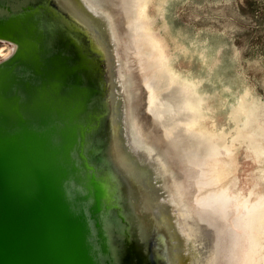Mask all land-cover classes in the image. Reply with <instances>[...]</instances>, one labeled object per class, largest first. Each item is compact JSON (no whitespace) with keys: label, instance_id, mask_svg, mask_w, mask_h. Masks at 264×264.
<instances>
[{"label":"bare ground","instance_id":"6f19581e","mask_svg":"<svg viewBox=\"0 0 264 264\" xmlns=\"http://www.w3.org/2000/svg\"><path fill=\"white\" fill-rule=\"evenodd\" d=\"M32 5H39L41 12L34 20L45 30V42L55 50L60 46L53 38L60 34L67 37V30L75 23L79 25L83 32L78 41L82 46L88 43L86 50L98 69L95 72L99 75L101 67L108 84L106 90L95 87L102 93L100 111L106 112L97 132V139L104 144V156L101 153L95 158L104 171L95 174L103 184L106 177L111 182L108 186L115 205L109 208L105 200L108 214L98 212L107 264H215L221 229L227 231L226 235L231 232V239L240 233L226 221L223 211H207L200 190L202 170L197 167L203 160L199 155L201 145H195L197 159L185 160L178 153L176 139L170 140V149L161 141L159 125H166L164 117L171 109L170 105L165 108L160 104L152 87L149 93L144 91L143 84L151 77L145 67L151 61L156 67L161 66V79L171 88L168 99L173 102L182 89L163 69L159 49L151 44L149 50H144L139 40L144 34L140 32L142 25L136 23L139 13L130 6L123 10L111 0H0V18L12 17L3 21L5 28L26 40L32 39V18L22 12ZM66 7L74 18L66 13ZM51 10L61 11L62 16H55ZM122 15L134 17L135 22L124 23ZM0 43L13 46L12 54L3 59L8 60L17 45L4 40ZM8 113L4 110L0 115L2 135L11 126V118L5 117ZM164 135L169 139L170 132ZM201 220L214 227V233L209 232L208 226H201ZM228 258L232 264H240L231 245Z\"/></svg>","mask_w":264,"mask_h":264},{"label":"water","instance_id":"95a60500","mask_svg":"<svg viewBox=\"0 0 264 264\" xmlns=\"http://www.w3.org/2000/svg\"><path fill=\"white\" fill-rule=\"evenodd\" d=\"M39 12L23 9L27 40L5 28L12 17L0 18V40L17 45L0 63V115L11 118L3 135L0 124V264H107L98 212L108 214L105 200L115 205L111 182L95 174L104 171L95 158L104 156L97 132L106 115L95 87L108 84L78 41L79 25L53 38L55 50Z\"/></svg>","mask_w":264,"mask_h":264},{"label":"rangeland","instance_id":"374dc122","mask_svg":"<svg viewBox=\"0 0 264 264\" xmlns=\"http://www.w3.org/2000/svg\"><path fill=\"white\" fill-rule=\"evenodd\" d=\"M111 1L139 13L136 23L146 35L139 38L144 50L151 44L159 49L163 69L182 89L173 102L168 99L171 88L161 79V66L151 61L145 67L160 104L171 109L164 117L166 125H159L164 147L170 149V140L176 139L185 160L199 157L197 143L202 151H216V161L210 164L215 182L209 188L226 190L235 209L260 212L239 248V262L264 264V0ZM126 17L124 23L134 21ZM0 49L1 63L13 46L0 44ZM165 132H170L169 139ZM201 224L208 226L202 220ZM208 230L215 231L212 226ZM222 230L215 264H232L231 232Z\"/></svg>","mask_w":264,"mask_h":264},{"label":"flooded vegetation","instance_id":"af4514ba","mask_svg":"<svg viewBox=\"0 0 264 264\" xmlns=\"http://www.w3.org/2000/svg\"><path fill=\"white\" fill-rule=\"evenodd\" d=\"M0 51L4 53V49H0ZM148 83H151V81L148 82L147 80L143 84L144 91H147L146 93H149V91H151ZM199 152V155L203 158V160L197 167L199 170H202L200 190L204 192V204L207 207V211H223L225 218L227 219L226 221H229L237 230V232L240 233V235H233L231 239L232 252L234 254V257L237 259V262H239L240 260L237 254L239 248L242 247L245 243L244 241L246 237L250 236L249 232L254 229V224L252 222L254 221L253 218H258L260 212L256 214L253 213L254 215H252V213L250 212H243L239 209H235L231 204V198L226 193V190H211V188L209 187L212 186V184L215 182V178L210 173V164L216 161L217 153L216 151L207 148L203 151L200 150Z\"/></svg>","mask_w":264,"mask_h":264}]
</instances>
